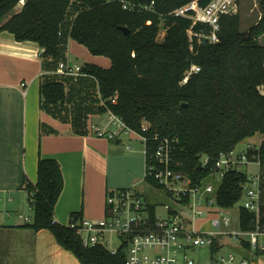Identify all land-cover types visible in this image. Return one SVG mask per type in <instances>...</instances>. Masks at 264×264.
Wrapping results in <instances>:
<instances>
[{
    "label": "trees",
    "instance_id": "1",
    "mask_svg": "<svg viewBox=\"0 0 264 264\" xmlns=\"http://www.w3.org/2000/svg\"><path fill=\"white\" fill-rule=\"evenodd\" d=\"M20 1L0 0V33L9 32L18 42L37 43L54 73L64 59L68 38L91 54L111 60L109 68L82 65L83 73L94 78L97 93H92L91 83L74 85L71 81L70 86L56 74L46 75L42 81L41 107H52L55 117H67V105L77 93V105L72 109L79 122L74 125L76 133H86L88 103L95 107L89 108L91 112L103 114L110 109L136 131L146 124L150 136L178 139L176 159L194 183L212 175L214 160L220 154L261 133L260 145L248 147L247 154L261 161L260 227L264 228V45L259 41L264 34V0L261 20L246 32L240 29L239 14L222 16L216 43L194 35L190 39L192 20L171 14L193 0H126L135 5L154 1L151 11L124 10L120 0H25L19 5ZM210 1L199 0V5ZM72 7L73 15L68 19ZM161 23L165 35L159 42ZM192 30L194 34L210 32L202 24ZM192 65L200 71L183 83ZM203 158L209 163L199 166ZM248 181L242 171L228 172L218 186L217 203L222 207L238 203ZM24 185L34 212L26 227L51 231L57 243L81 264H126L125 244L116 254L100 245L86 248L74 229L55 221V206L63 191L57 160L40 158L36 183L25 180ZM73 219L80 220L81 215L74 213ZM240 219L244 230L254 229L253 213L242 209Z\"/></svg>",
    "mask_w": 264,
    "mask_h": 264
},
{
    "label": "built area",
    "instance_id": "2",
    "mask_svg": "<svg viewBox=\"0 0 264 264\" xmlns=\"http://www.w3.org/2000/svg\"><path fill=\"white\" fill-rule=\"evenodd\" d=\"M120 2L122 8L129 11H151L154 4V1L149 5H135L126 0ZM24 3L25 0H21L19 5ZM237 10V0H211L206 6H200L199 0H193L171 14L192 20L188 30L190 39L194 35L216 43L219 41L221 17L234 15ZM196 24L209 27L210 32L207 35L194 34L192 28ZM199 71V66L192 65L182 82L186 83L190 75ZM55 73L76 80L83 71L79 65L60 61ZM88 128L98 137L109 140H121L122 135L134 136L144 145L142 182L145 187L143 193L137 188L139 184L109 190L106 214L100 220H70L66 225L78 233L83 247L100 245L116 254L125 244L126 264H254L253 259L245 253L254 251L253 255L264 254V242H260V237H264V230L260 227L261 161L257 156L249 157L244 153L234 157L233 151L222 153L214 160L212 175L194 183L176 159L177 138L157 134L150 136L146 124L136 131L110 109L102 114V122H91ZM250 162L256 163L259 170L255 175L246 174L249 181L243 187L241 199L245 200L239 208V220L241 222L240 211L245 209L254 214L255 227L244 230L241 226L239 233L225 231L221 226L230 222L225 212L234 205L222 207L217 203L218 186L228 172L241 171V165ZM208 163L209 159L203 158L201 166ZM146 193L152 195L151 200L144 198ZM114 238L119 241L115 248ZM233 243L237 244L236 251H228ZM196 247L210 249L206 262L188 256V252Z\"/></svg>",
    "mask_w": 264,
    "mask_h": 264
},
{
    "label": "crops",
    "instance_id": "3",
    "mask_svg": "<svg viewBox=\"0 0 264 264\" xmlns=\"http://www.w3.org/2000/svg\"><path fill=\"white\" fill-rule=\"evenodd\" d=\"M75 42L67 39L62 61L72 63V51H80ZM42 51L35 42H18L9 32L0 33V264H81L72 252L57 243L51 231L26 227L34 212L25 221L21 215L15 219L3 212L6 203L14 208H26L28 203L32 208L24 181L36 183L40 158H53L61 167L63 191L55 206L54 219L64 225L74 213L90 221L102 219L106 214L107 192L136 185L140 175L122 167L132 160L123 154L126 141L109 140L90 132V123L102 119V114L89 110H95L93 103H88L85 134L74 131V125L79 123L72 112L77 105V93L67 105V117L53 116L52 107L42 109V81L46 75L56 74L48 69ZM81 52L87 56L86 51ZM86 59L91 61L86 63L111 66L106 61ZM71 78L74 85L91 83L92 93L97 91L93 77L83 73L76 80ZM128 140L138 139L131 136ZM138 166L141 172L139 161Z\"/></svg>",
    "mask_w": 264,
    "mask_h": 264
},
{
    "label": "rangeland",
    "instance_id": "4",
    "mask_svg": "<svg viewBox=\"0 0 264 264\" xmlns=\"http://www.w3.org/2000/svg\"><path fill=\"white\" fill-rule=\"evenodd\" d=\"M262 0H237L238 3V10L236 14H239L240 16V29L241 31H248L250 30L251 27L255 26L262 18L263 15V9L261 5ZM74 12V8L72 7L69 11V16L68 19H71L72 15ZM165 31L162 27V23L160 25L159 33L157 35V41H162L164 39ZM259 41L261 44L264 45V34L259 38ZM75 45H77L80 48V51H72L71 55V61L72 63L76 65H83L86 62H91L87 61V57L91 59H98L100 61H106L108 63L107 66L111 65V60L103 55H93L89 52V50L82 44H79L75 42ZM86 51L85 56L82 52ZM85 58V59H84ZM98 64V63H96ZM98 65H101L100 63ZM103 66V65H101ZM67 83L71 86L72 78H66ZM95 123H100L102 122V119L98 121H93ZM131 137L130 135H122L121 138L125 142H127L126 146L123 147L124 151L123 154L126 155V157L131 158L132 160L126 161L124 164H122V167L126 169L127 171H130L132 173H140L139 179L137 184L138 190H140L142 193L144 191V183L142 182L144 178V155H143V150H144V145L138 141V140H133L130 142L128 138ZM136 138V137H135ZM263 135L261 133H256L254 136L249 137L239 144H237L233 150L234 157L240 154L247 153V148L248 146L252 147H258L262 141ZM137 139V138H136ZM129 141V142H128ZM130 144V149L127 147ZM134 158H137L139 163H141V172H140V166L137 167L138 161H136ZM240 170L244 172L245 174L251 176L257 174L259 170V166L256 163H247L245 165H241ZM136 184V185H137ZM152 192V189H150ZM144 195V194H143ZM151 194L144 195V198L146 200H151L152 198ZM165 200H167L166 197H163ZM244 198H242L236 205H234L233 208H230L225 212V216L229 217L230 222L227 225H222L221 229L228 231V232H235L239 233L240 232V227H241V222L239 220V208L240 206L243 205ZM4 214L9 213L11 214L15 219H18L19 215L22 216V220H24L25 217L32 218L33 214V209L30 208L29 204H26V208L20 207V208H14L12 204L6 203L4 207L2 208ZM25 221V220H24ZM264 230V228H261ZM260 242H264V237H260ZM119 245L118 238H114L113 240V247H117ZM237 244L233 243L232 246L228 251H236L235 247ZM209 248L206 247H196L195 249L191 250L188 252V256L195 259V260H201L202 262H206L208 259V252ZM254 251H248L245 254L249 256L250 258L253 259L254 264H264V254L262 255H253Z\"/></svg>",
    "mask_w": 264,
    "mask_h": 264
},
{
    "label": "water",
    "instance_id": "5",
    "mask_svg": "<svg viewBox=\"0 0 264 264\" xmlns=\"http://www.w3.org/2000/svg\"><path fill=\"white\" fill-rule=\"evenodd\" d=\"M122 29H123V31H124L125 33H128V29H127L126 27H123ZM199 166H201V163H200Z\"/></svg>",
    "mask_w": 264,
    "mask_h": 264
}]
</instances>
